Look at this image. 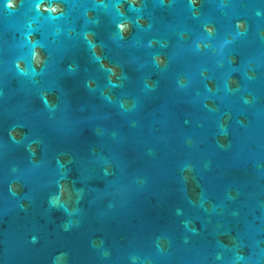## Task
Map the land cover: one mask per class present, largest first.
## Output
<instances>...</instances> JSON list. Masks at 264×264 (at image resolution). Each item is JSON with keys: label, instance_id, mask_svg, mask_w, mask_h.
Segmentation results:
<instances>
[{"label": "water", "instance_id": "water-1", "mask_svg": "<svg viewBox=\"0 0 264 264\" xmlns=\"http://www.w3.org/2000/svg\"><path fill=\"white\" fill-rule=\"evenodd\" d=\"M0 0V264H264V0Z\"/></svg>", "mask_w": 264, "mask_h": 264}, {"label": "clouds", "instance_id": "clouds-1", "mask_svg": "<svg viewBox=\"0 0 264 264\" xmlns=\"http://www.w3.org/2000/svg\"><path fill=\"white\" fill-rule=\"evenodd\" d=\"M12 5V0H9V6H11Z\"/></svg>", "mask_w": 264, "mask_h": 264}, {"label": "snow or ice", "instance_id": "snow-or-ice-1", "mask_svg": "<svg viewBox=\"0 0 264 264\" xmlns=\"http://www.w3.org/2000/svg\"><path fill=\"white\" fill-rule=\"evenodd\" d=\"M9 6V5H8ZM12 6V5H11ZM11 6H9V7H11Z\"/></svg>", "mask_w": 264, "mask_h": 264}]
</instances>
